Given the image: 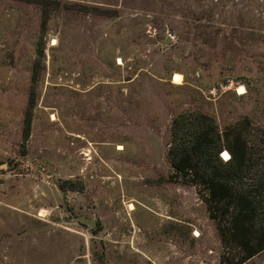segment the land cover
Listing matches in <instances>:
<instances>
[{
  "label": "rangeland",
  "instance_id": "rangeland-1",
  "mask_svg": "<svg viewBox=\"0 0 264 264\" xmlns=\"http://www.w3.org/2000/svg\"><path fill=\"white\" fill-rule=\"evenodd\" d=\"M185 111L264 127V0H0V264H221Z\"/></svg>",
  "mask_w": 264,
  "mask_h": 264
},
{
  "label": "trees",
  "instance_id": "trees-1",
  "mask_svg": "<svg viewBox=\"0 0 264 264\" xmlns=\"http://www.w3.org/2000/svg\"><path fill=\"white\" fill-rule=\"evenodd\" d=\"M39 46L24 141L31 135L44 58ZM224 152L228 159L221 158ZM168 160L175 176L198 188L223 245L221 264H246L259 256L264 264V127L245 117L221 129L203 112H182L172 121ZM59 187L73 188L70 181Z\"/></svg>",
  "mask_w": 264,
  "mask_h": 264
},
{
  "label": "water",
  "instance_id": "water-1",
  "mask_svg": "<svg viewBox=\"0 0 264 264\" xmlns=\"http://www.w3.org/2000/svg\"><path fill=\"white\" fill-rule=\"evenodd\" d=\"M171 41V39H167L164 42V45L169 44ZM229 155V154H228ZM6 166V165H5ZM79 221L83 224L86 225L88 227H90L91 229H96L99 226V219L96 217L94 219H88V218H79Z\"/></svg>",
  "mask_w": 264,
  "mask_h": 264
},
{
  "label": "bare ground",
  "instance_id": "bare-ground-1",
  "mask_svg": "<svg viewBox=\"0 0 264 264\" xmlns=\"http://www.w3.org/2000/svg\"><path fill=\"white\" fill-rule=\"evenodd\" d=\"M181 81V77L179 75L175 76V82L179 83ZM239 91H241V93H244L243 89H240ZM225 155L227 156L228 154L225 153Z\"/></svg>",
  "mask_w": 264,
  "mask_h": 264
}]
</instances>
